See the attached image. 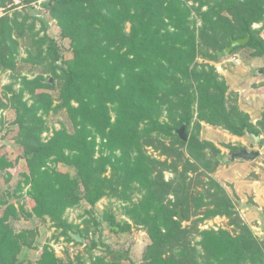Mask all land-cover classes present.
I'll return each instance as SVG.
<instances>
[{
    "label": "trees",
    "instance_id": "obj_1",
    "mask_svg": "<svg viewBox=\"0 0 264 264\" xmlns=\"http://www.w3.org/2000/svg\"><path fill=\"white\" fill-rule=\"evenodd\" d=\"M38 1L0 0V71H16L23 41L29 48L23 61L41 71L21 78L19 92L8 99L19 157L26 164L17 179L9 170L18 159L11 164L0 154V177L8 185L0 190V264H25V251L35 247L38 229L16 232L14 223L48 220L67 242L76 243L69 232L86 240L89 227L68 225L61 217L67 209L85 204L91 214L104 197L128 200L142 192L143 198L126 209L151 242L142 264H264V240L252 235L211 176L220 151L198 137L201 122L237 137L264 130L240 111L208 63L243 48L255 58L264 56V0H46L41 8L55 22L60 40L69 42L68 60L47 23L32 15L30 4ZM23 6L28 9L18 10ZM255 24L261 25L253 29ZM247 35L244 46L223 54L231 41ZM7 107L0 100V109ZM60 112L72 131L62 127L44 142L45 117ZM182 126L186 141L177 135ZM228 148L231 154L244 149ZM167 172L172 177L165 180ZM195 185H204V192ZM216 216L225 217L234 233L199 229ZM106 221L128 229L112 216ZM194 235L201 237L200 250ZM109 254L110 261L98 258L93 264H134L127 251L122 263ZM64 256L65 261L45 246L36 264H83Z\"/></svg>",
    "mask_w": 264,
    "mask_h": 264
},
{
    "label": "rangeland",
    "instance_id": "obj_2",
    "mask_svg": "<svg viewBox=\"0 0 264 264\" xmlns=\"http://www.w3.org/2000/svg\"><path fill=\"white\" fill-rule=\"evenodd\" d=\"M44 1L46 0H40L30 5H32L34 12H37L41 16L40 18L47 23L48 34L57 40L64 60H68L71 57L69 42L67 40L62 41L58 37V29L55 22L48 15L44 14L41 8V3ZM21 8H18V10L23 11L28 9V7L25 8L24 6ZM260 25L255 24L252 27L253 29H258ZM39 26L37 23L36 29H39ZM261 36L264 38V30L261 32ZM27 49H29L28 43L24 41L20 42L19 52L16 56L15 72L0 71V100L9 107L0 109V154L11 164L18 159L16 168H9V172L15 175L17 179L22 178L26 162L19 157L21 149L15 141L18 137V128L14 125V111L10 108L11 104L8 99L12 98L13 93L19 92L22 86L20 83L21 78L32 79L41 74L39 68L23 61L26 58ZM252 53L251 49L243 48L238 50L235 56L231 58L220 59L217 63L214 61L208 63L215 67L216 72L219 74V79L223 80L228 86V93L231 94L230 99L235 102L241 112L249 116L252 125L256 126L258 122L264 124L262 121L264 114V74L261 71L264 68V56L255 58L252 56ZM232 59H235V61ZM255 59L257 61L253 63ZM198 61L199 63H204L205 59L200 57ZM259 71H261V74H259ZM9 87L11 92L7 91ZM51 95L54 99L57 98V93L53 92ZM24 100H27V96H25ZM45 121L47 129L41 134L44 142L48 140L53 131L59 130L62 127H65L68 132L72 131L64 112L46 116ZM198 137L201 142H209L220 151V164L211 176L224 189L226 195L238 211L241 221L248 226L252 235L259 240H264V130L261 132L257 144H254L250 137L232 136L218 127L207 128V124L205 125L201 122ZM99 141L97 139L98 144ZM260 141L263 142L262 145L259 144ZM228 146H241L249 152L258 151L259 154L253 161H230L229 159L233 154L230 153ZM205 154L209 157L208 151H205ZM47 165L53 167L50 163ZM59 171L64 173L68 170L67 168L59 167ZM178 171H182V164H179ZM107 175L105 174V176ZM253 176L257 178L251 179ZM170 177H172V174L167 172L165 180H168ZM203 186L195 185L196 189L200 192H204L205 186ZM6 187L8 185L0 177V190ZM10 189H13V187L11 186ZM6 191L7 189L4 190L5 193ZM23 193L26 192L24 191ZM143 195V192L133 193L128 196V200L104 197L95 204V212L91 214L87 212L85 204H79L67 209L61 217L68 225L74 228L78 227L79 229L89 227L87 229L88 235L83 243L67 242L64 236L60 235V230L53 228L48 220L42 221L34 217L30 221L20 220L14 223L13 228L16 232L32 228L38 229V237L36 243H34L35 247L33 246L30 251H25L27 259L25 264H36L40 260V255L45 246L64 261L65 253H68V259L73 260L77 257L83 264H93L96 259L105 257L106 261H110L111 256L109 253L114 252L117 258L120 259V263H122L127 251V256L131 262L142 264L144 253L151 242L143 228L134 227L126 214V209L131 204L142 199ZM24 204L27 209L31 210L32 202L28 197L24 199ZM109 216H112L114 222L118 223L120 227H127L128 225V229L120 231V228L117 226L108 224L109 222L106 221V218ZM92 219L98 223L97 227L92 224ZM192 219H194L193 216ZM185 225L187 223H183V226ZM113 229L115 232H113ZM199 229L201 231L218 232L219 230H225L230 233L233 232V228L228 224V220L221 216H216L210 220H203ZM200 240V235H194L192 243L197 245ZM93 243H96V246L93 247ZM196 247L200 250L199 245ZM107 250H110V252L108 253ZM75 263L80 264L77 261L73 264Z\"/></svg>",
    "mask_w": 264,
    "mask_h": 264
},
{
    "label": "water",
    "instance_id": "obj_3",
    "mask_svg": "<svg viewBox=\"0 0 264 264\" xmlns=\"http://www.w3.org/2000/svg\"><path fill=\"white\" fill-rule=\"evenodd\" d=\"M32 15L33 16H36V17H41L39 14H37L35 12H33ZM248 40H249V36L247 35L245 38L236 39V40L231 41L230 45L227 48L224 49L223 54L227 56L231 50H233L236 47L244 46L248 42ZM57 65L58 66H62V64L60 62H57ZM259 74H261V71H259ZM50 82H52L51 79H50ZM177 135L180 137V139L182 141H186L187 138L185 136V127L184 126H182L177 131ZM246 136L247 137H250L253 140V143L254 144H257V142L260 139L259 136H255V135L250 134L248 132H246ZM258 154H259L258 151L249 152V151H247V150L244 149V150L239 151L238 153L233 154L230 157L229 160L230 161H235V160L253 161L254 159L257 158ZM252 178H256V177H252ZM177 215H178L179 221H182V216H181L180 208L177 209ZM69 236L76 243H83V241H84L83 238L80 236L79 233L69 232ZM75 264H78V263H75Z\"/></svg>",
    "mask_w": 264,
    "mask_h": 264
},
{
    "label": "crops",
    "instance_id": "obj_4",
    "mask_svg": "<svg viewBox=\"0 0 264 264\" xmlns=\"http://www.w3.org/2000/svg\"><path fill=\"white\" fill-rule=\"evenodd\" d=\"M256 61H257V59L253 60V63H255ZM205 125H206V124H205ZM207 128H213V127L207 125ZM216 128H217V127H216ZM244 149H245V148H244ZM244 149H243V150H244ZM245 150H246V149H245ZM253 177H255V176H253ZM256 178H257V177H256ZM256 178H254V179H256ZM251 179H252V177H251Z\"/></svg>",
    "mask_w": 264,
    "mask_h": 264
},
{
    "label": "built area",
    "instance_id": "obj_5",
    "mask_svg": "<svg viewBox=\"0 0 264 264\" xmlns=\"http://www.w3.org/2000/svg\"><path fill=\"white\" fill-rule=\"evenodd\" d=\"M233 61H235V59H232Z\"/></svg>",
    "mask_w": 264,
    "mask_h": 264
}]
</instances>
